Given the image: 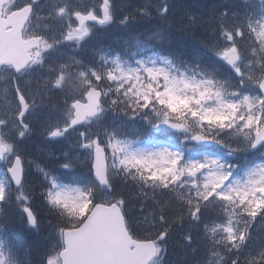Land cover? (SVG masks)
<instances>
[{"label": "snow or ice", "instance_id": "6c2138e0", "mask_svg": "<svg viewBox=\"0 0 264 264\" xmlns=\"http://www.w3.org/2000/svg\"><path fill=\"white\" fill-rule=\"evenodd\" d=\"M0 71V264H264V0H0Z\"/></svg>", "mask_w": 264, "mask_h": 264}, {"label": "trees", "instance_id": "16d2710c", "mask_svg": "<svg viewBox=\"0 0 264 264\" xmlns=\"http://www.w3.org/2000/svg\"><path fill=\"white\" fill-rule=\"evenodd\" d=\"M182 2V0H181ZM253 6L254 7H259V1L257 0H253ZM110 28V27H108ZM188 38L183 36L182 34H175L173 37V46L179 45L180 43H185L187 42ZM128 41V36L126 33V37L122 38L119 35H112L111 36V40H110V49H119V48H123L126 46ZM195 43V42H193ZM161 46H157V48H160ZM165 47H169V46H165ZM132 51L136 54V58H141L142 56H144L147 52H151V53H158L155 51H149L148 49H132ZM201 52H203V50H201ZM160 54V53H158ZM205 56L211 60V57L207 56V53H204ZM38 159L43 160V158L41 156H36ZM41 213H43V209H40ZM260 232V227L259 225L257 226V233Z\"/></svg>", "mask_w": 264, "mask_h": 264}, {"label": "bare ground", "instance_id": "6f19581e", "mask_svg": "<svg viewBox=\"0 0 264 264\" xmlns=\"http://www.w3.org/2000/svg\"><path fill=\"white\" fill-rule=\"evenodd\" d=\"M123 31L124 30H122V29H120L118 27H115V26L110 27V28H105L102 32L96 34V39L98 41H107V40H109L111 38L112 35H116L118 33H122Z\"/></svg>", "mask_w": 264, "mask_h": 264}, {"label": "rangeland", "instance_id": "374dc122", "mask_svg": "<svg viewBox=\"0 0 264 264\" xmlns=\"http://www.w3.org/2000/svg\"><path fill=\"white\" fill-rule=\"evenodd\" d=\"M0 84L1 85L4 84V81H2ZM0 89H1L0 93H2L3 86H0Z\"/></svg>", "mask_w": 264, "mask_h": 264}]
</instances>
